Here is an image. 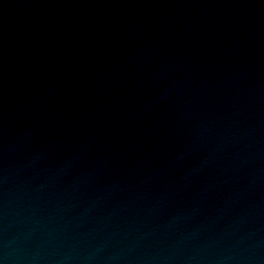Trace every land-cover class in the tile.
I'll return each mask as SVG.
<instances>
[{"label":"water","instance_id":"obj_1","mask_svg":"<svg viewBox=\"0 0 264 264\" xmlns=\"http://www.w3.org/2000/svg\"><path fill=\"white\" fill-rule=\"evenodd\" d=\"M0 264H264V0H0Z\"/></svg>","mask_w":264,"mask_h":264}]
</instances>
